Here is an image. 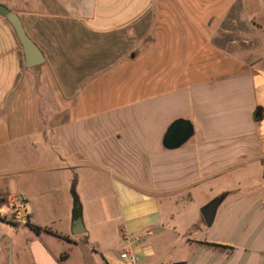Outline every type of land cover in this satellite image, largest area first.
<instances>
[{
	"label": "crops",
	"instance_id": "0c3cea01",
	"mask_svg": "<svg viewBox=\"0 0 264 264\" xmlns=\"http://www.w3.org/2000/svg\"><path fill=\"white\" fill-rule=\"evenodd\" d=\"M162 2L0 0L44 59L25 68L0 16V208L10 196L3 179L13 178L42 230L13 225L15 238L0 236L13 264H77L85 220L99 216L119 255L130 245L140 264H264V15L236 0L203 39L211 62L236 70L203 66L183 80L190 65L176 41L165 57L177 68L140 93L149 82L138 69L159 45L146 39L156 20L171 24ZM179 120L192 135L167 149ZM217 198L206 226L200 211ZM77 214L85 232L73 236Z\"/></svg>",
	"mask_w": 264,
	"mask_h": 264
},
{
	"label": "rangeland",
	"instance_id": "374dc122",
	"mask_svg": "<svg viewBox=\"0 0 264 264\" xmlns=\"http://www.w3.org/2000/svg\"><path fill=\"white\" fill-rule=\"evenodd\" d=\"M236 0H163L162 4L165 9L169 11L171 16V24L168 23V19L156 20V26L152 30L146 41L157 42L156 49L149 52L146 58L150 60V65L142 64L140 66L139 75L144 78L142 83L149 82V87L141 89L140 93H149L156 88L163 87L160 83V78H164L168 72H172L177 68L176 65L180 63L176 58L167 59L165 57V49L170 44H175L176 41L184 43L185 59L184 63L190 65L188 74L183 76V80H195L201 77L202 73L199 71L203 66H209L208 68L219 70V73H225L228 71L236 70L237 67L223 58L218 63L211 61L213 55H211L209 46H202L203 39H208L210 35L215 31L218 25V21L224 18L228 13L232 5ZM254 6L249 11H253L257 16L264 15V0H253ZM169 7V8H168ZM247 12V11H244ZM162 16V14H159ZM169 29L172 28L168 34ZM253 24L257 25L258 20L254 19ZM209 26V27H208ZM172 31V32H171ZM171 33V34H170ZM264 38V33H262ZM227 36L225 40L227 41ZM208 41H205L207 44ZM199 48V51L197 52ZM201 49V50H200ZM174 53V52H173ZM211 55V56H210ZM201 70V69H200ZM147 72V75L145 73ZM144 75V76H143ZM164 86H168L166 83ZM8 183L9 195H14L20 186L18 181L13 178L3 179ZM9 196V197H10ZM8 197V198H9ZM8 204V202H7ZM5 205L0 208V218H5L9 223L0 222V236L4 235L8 238H15V232L18 230L12 225L9 205ZM191 211V210H190ZM162 213L167 211L162 210ZM188 213L185 211L184 215ZM183 213H181V217ZM188 218V217H186ZM86 219V218H85ZM87 226L86 234L81 238L80 242L83 246V252L79 251L74 253L72 259L77 264H103L102 257H104L109 264H124L119 260V246L113 243L111 240L113 228L107 226V221L103 217H95L85 220ZM95 242L97 244L95 245ZM9 245L5 240H0V264H6L7 251Z\"/></svg>",
	"mask_w": 264,
	"mask_h": 264
},
{
	"label": "water",
	"instance_id": "95a60500",
	"mask_svg": "<svg viewBox=\"0 0 264 264\" xmlns=\"http://www.w3.org/2000/svg\"><path fill=\"white\" fill-rule=\"evenodd\" d=\"M0 16L4 18L11 26L15 38L21 48L24 67L29 69L41 65L44 62L42 54L38 48L30 41L25 34L20 19L14 13H11L4 6L0 5ZM192 135V126L189 122L179 120L170 125L164 139L163 146L167 149H174L186 142ZM222 198H217L206 205L201 211V217L206 226H210L213 222L216 209ZM85 232L80 215L77 214L72 223V235L78 236ZM6 264H13L12 246L9 244L7 251Z\"/></svg>",
	"mask_w": 264,
	"mask_h": 264
},
{
	"label": "built area",
	"instance_id": "2783aa9c",
	"mask_svg": "<svg viewBox=\"0 0 264 264\" xmlns=\"http://www.w3.org/2000/svg\"><path fill=\"white\" fill-rule=\"evenodd\" d=\"M8 205L10 210V217L13 225L26 226L30 223V217L27 211L26 198L21 194L11 195L8 199ZM119 259L124 264H140L137 254L132 252L130 245H126L119 255Z\"/></svg>",
	"mask_w": 264,
	"mask_h": 264
},
{
	"label": "trees",
	"instance_id": "16d2710c",
	"mask_svg": "<svg viewBox=\"0 0 264 264\" xmlns=\"http://www.w3.org/2000/svg\"><path fill=\"white\" fill-rule=\"evenodd\" d=\"M257 121V119H256ZM0 222L3 223H9L8 221L5 220V218H0ZM13 225V224H12ZM26 226H28L32 231H34L36 234L40 233L42 230L40 228H37L33 225H31L30 223H28Z\"/></svg>",
	"mask_w": 264,
	"mask_h": 264
}]
</instances>
